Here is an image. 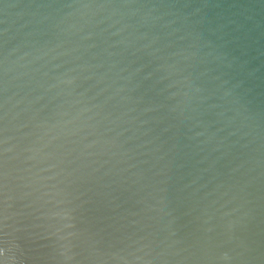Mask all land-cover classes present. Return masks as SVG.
<instances>
[{
  "label": "water",
  "instance_id": "obj_1",
  "mask_svg": "<svg viewBox=\"0 0 264 264\" xmlns=\"http://www.w3.org/2000/svg\"><path fill=\"white\" fill-rule=\"evenodd\" d=\"M0 124V264H264V0H0Z\"/></svg>",
  "mask_w": 264,
  "mask_h": 264
},
{
  "label": "snow or ice",
  "instance_id": "obj_2",
  "mask_svg": "<svg viewBox=\"0 0 264 264\" xmlns=\"http://www.w3.org/2000/svg\"><path fill=\"white\" fill-rule=\"evenodd\" d=\"M4 129L2 124H0V223L3 222L4 216V206L7 201L5 197L7 196V179L8 174L6 171V161H5V153L2 151V143H3ZM101 231H104L103 229ZM72 235H77V233H73ZM100 236V233H94L87 237L86 243L89 246V250L95 252L99 249L100 245L103 242V237L100 236L99 239L97 237ZM61 240H66L67 237L61 236ZM66 250H71L69 245H64Z\"/></svg>",
  "mask_w": 264,
  "mask_h": 264
}]
</instances>
